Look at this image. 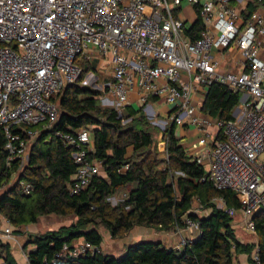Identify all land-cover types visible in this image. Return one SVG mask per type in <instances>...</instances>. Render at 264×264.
I'll return each mask as SVG.
<instances>
[{"label": "built area", "instance_id": "obj_1", "mask_svg": "<svg viewBox=\"0 0 264 264\" xmlns=\"http://www.w3.org/2000/svg\"><path fill=\"white\" fill-rule=\"evenodd\" d=\"M184 1L203 22L195 39L186 33L193 24L181 16ZM244 1L0 0V124L7 137V163L22 159L32 140L53 127L59 115L53 97L79 80L82 60L91 64L99 53L113 66L100 98L106 94L124 109L137 91L153 119L158 111L151 98L170 105L169 118L198 133V144L188 146L187 154L205 166L201 179L233 190L240 208L228 206L222 195L213 200L255 232L254 216L264 205V0H254L261 6L248 16L247 7L238 4ZM85 75L84 82L98 78L94 69ZM214 81L244 93L233 119L203 112ZM220 133L225 137L220 139ZM57 134L74 148L77 169L68 187L79 193L102 172L101 161L91 156L92 127ZM20 185L26 193L33 189L27 180ZM6 220L0 212V242L14 244L16 227ZM200 233V220L187 216L185 225L174 229L181 240L171 248L181 250ZM98 250L81 238L65 243L57 256ZM252 257L262 264L258 249ZM0 264H6L1 248Z\"/></svg>", "mask_w": 264, "mask_h": 264}, {"label": "trees", "instance_id": "obj_2", "mask_svg": "<svg viewBox=\"0 0 264 264\" xmlns=\"http://www.w3.org/2000/svg\"><path fill=\"white\" fill-rule=\"evenodd\" d=\"M259 4L250 0L246 15ZM202 27L199 16L186 33L195 39ZM80 63L82 76L66 84L53 97L59 107L58 119L53 127L42 130L32 140L23 170H20L21 158L7 163V137L0 124V186L8 185L0 194V212L4 217L15 230L50 214L76 217L71 224L42 234H29L24 248L30 264H235L240 253H247L250 262L257 264L252 258L255 249L259 250L264 264V205L254 216L258 240L242 241L236 234L234 215L213 200L222 195L228 206L238 209L240 202L235 192L217 189L211 181L201 179L206 168L187 154V147L176 133L175 121L163 130L167 157H162L155 145L158 127L144 112V105H127L123 112L104 105L100 99L103 91L83 84L84 75L93 69L92 65L87 60ZM240 98L241 92L214 81L202 110L216 119H233ZM82 126L92 127L91 156L101 161L106 176H93L87 187L73 194L68 185L77 169L74 148L57 132ZM219 136L225 137L222 133ZM16 173L17 179L11 183ZM22 180L32 183L30 193L23 191ZM127 186H131L127 196L113 205L110 198ZM196 198L209 208L208 214L193 210ZM187 216L200 220L201 233L181 250L154 239L130 243L122 255L102 249L101 224L113 237H123L136 226L174 230L177 225H185ZM81 238L92 241L99 250L79 257L57 256L65 243ZM30 244L34 246L29 248ZM0 248L6 264H20L12 244L0 242Z\"/></svg>", "mask_w": 264, "mask_h": 264}, {"label": "rangeland", "instance_id": "obj_3", "mask_svg": "<svg viewBox=\"0 0 264 264\" xmlns=\"http://www.w3.org/2000/svg\"><path fill=\"white\" fill-rule=\"evenodd\" d=\"M236 2V1H235ZM183 6H187V2L184 1ZM189 23V22H188ZM108 59V58H107ZM98 78L94 79L93 81L90 82H84L83 80V84H88L89 86L93 87V88H97L100 89L102 91H104L105 88V84H107L111 78L110 74H103L101 72L96 73ZM86 75L84 76L85 79ZM90 79V78H89ZM244 95V93H241V98H240V103L236 106V108H239L242 104V96ZM102 103L104 105H111V106H115V102L112 101V98L109 96H106L102 99L100 98ZM150 103H152L154 105V108L156 111H159V109L162 108V102L159 101V103L154 102L153 100L149 101ZM119 110H121L122 112L124 111L123 108H118ZM144 112L146 113V111L144 110ZM147 114V113H146ZM148 115V114H147ZM149 119L151 120L152 124L156 125L158 127V130H156L155 133V145L157 146V148L160 151V156L162 157H167L166 154V147L167 144H162V141L165 140L164 139V134H163V127H162V123H164V121H167L166 126H168L172 120L169 118L167 112L166 113H158V116L153 118H150V116H148ZM163 120V121H162ZM182 126L180 124H176V133L177 135L181 136V128ZM186 140V138H182V141ZM197 139L191 141L195 142ZM198 144V142L196 143V145ZM29 159V153L27 155H25L22 159H21V167L20 170H23V168L25 167V165L27 164ZM17 179V173L14 174L13 179L11 181L14 182ZM10 183V184H11ZM8 185H4V186H0L1 190H3L5 187H7ZM131 186H127V187H123L121 189L118 190V192L116 193L115 196L111 197L110 200L112 202L113 205L117 204V202L119 200L124 199L127 196V193L129 191ZM193 210H196L197 213L199 214H203L209 211V208H206L205 205L200 201L199 198H196V200L194 201V205H193ZM258 212V211H257ZM76 220V217L74 215H70L67 217L64 216H59V215H55V214H50V215H46V216H42L40 218V220L31 225V226H26L24 228H22L21 230H15V233L17 235V242L12 244V247L14 250L16 251H22L23 250V260L21 259L22 264H30L29 259L27 257V253H25V248H24V244L25 242L28 240V236L29 234H42L45 233L49 230H53V229H57L59 228L61 225L64 224H71L73 221ZM234 227L236 230V234L237 236L244 242H255L257 239V233L255 232H250L247 231L242 224L241 218L238 214L234 215ZM37 227V230H35L34 228ZM147 229H150V233L148 234H139L137 235L135 232H133V230H130L125 236L123 237H113L109 230L107 229V227L103 224H101L99 226V229L102 231L103 233V244H102V249L104 252L106 253H112L115 255H122L128 244L130 243H134V241H136L137 239H139L140 237L142 238H153V239H161L162 236L167 233L169 236L177 238L178 241H180V236L174 234V230H170V231H165V230H160L156 227H148L146 226ZM136 228V227H135ZM135 233V234H134ZM194 234V233H193ZM175 241V239H174ZM164 242V244L166 246H174L176 245V243L178 242ZM19 251V252H20ZM27 252V251H26ZM235 261L237 263H240L239 260V255H236V259Z\"/></svg>", "mask_w": 264, "mask_h": 264}, {"label": "crops", "instance_id": "obj_4", "mask_svg": "<svg viewBox=\"0 0 264 264\" xmlns=\"http://www.w3.org/2000/svg\"><path fill=\"white\" fill-rule=\"evenodd\" d=\"M249 1L250 0H245L243 3H238V4L240 6H246L247 7ZM260 6H261V4H259L258 8ZM181 16L186 20V22H189L190 24H194L196 22V19H197V16L195 14V10L193 9L192 6H189V5L183 7V9L181 10ZM107 58L108 57L101 56L99 53H95L93 55V59L91 61V65H92V67H93V69H94V71L96 73L101 72L103 74H110L109 78H111L113 66H112V63H111L110 59L109 58L107 59ZM138 96L139 95H138L137 91H134V92L131 93V103H130V105H134L135 107L141 106V103L139 101V97ZM151 100H153L156 103H159V100L156 99V98H151ZM162 103H163L161 105L162 108L159 109L158 113L159 114L163 113V112L164 113H166V112L168 113L170 111V109H171V106L166 104V103H164V102H162ZM181 128H182L181 129V136L178 135L181 138V143H183L186 147L190 146L193 143H196V141L192 142V143H191V141H193V140H195L197 138V135H198L197 131L195 129L189 130L187 127H181ZM182 138H186V140L182 141ZM162 144L166 145V141L163 140ZM101 174L106 176V173L104 172V170H102ZM206 214H208V213H206ZM4 222L6 223L7 220L4 221ZM33 224H35V223L29 224L28 226H31ZM33 226H35V225H33ZM34 229L37 230V227H35ZM132 230L137 235L150 233V229H147L146 226H136V228L134 227ZM192 232H191V234H193ZM142 239H153V238H146V237L142 238V237H140L139 239H137L134 242H137V241L142 240ZM174 239H175V241H174ZM154 240H162V241H165V242H171V241L177 242L178 241L177 238H175V236L171 237L167 233H165L162 236L161 239H154ZM257 240H258V238L256 239V241ZM75 241H77V240H75ZM33 246H34L33 244H30L29 248H32ZM23 250L24 249H22V251L19 250L20 252L14 250V254H15V256L18 259L20 264H22L21 259L23 260ZM25 253H27L26 250H25ZM239 260H240V263H237L235 261V264H252L250 262V260H249V256H248L247 253H240L239 254Z\"/></svg>", "mask_w": 264, "mask_h": 264}, {"label": "water", "instance_id": "obj_5", "mask_svg": "<svg viewBox=\"0 0 264 264\" xmlns=\"http://www.w3.org/2000/svg\"><path fill=\"white\" fill-rule=\"evenodd\" d=\"M236 112H237V109H235V110L233 111V114L235 115V114H236Z\"/></svg>", "mask_w": 264, "mask_h": 264}]
</instances>
